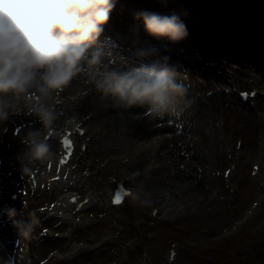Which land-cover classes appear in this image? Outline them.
I'll return each instance as SVG.
<instances>
[{
	"label": "rangeland",
	"instance_id": "374dc122",
	"mask_svg": "<svg viewBox=\"0 0 264 264\" xmlns=\"http://www.w3.org/2000/svg\"><path fill=\"white\" fill-rule=\"evenodd\" d=\"M150 2L152 8L158 4L157 0ZM170 3L167 2L168 5ZM127 7L145 10L143 5L133 1L128 2ZM238 8L236 4L230 11L213 7L210 14L222 22H229L223 26L224 29H233L242 38L245 47L252 48L253 51H248V55L255 57L259 63H252L250 57L225 51L211 45V42L203 43V38L193 37L192 32H188L191 36L179 42V47L185 48L186 56L196 60L198 54L203 60L217 65L197 61L206 75L195 69L183 68L190 70L186 73L188 77L185 83L194 103L179 119L166 117L167 122L158 119L161 120L160 124L169 127L164 133L166 136H173L178 126L181 127L188 148L187 152L180 150L181 153L175 154L174 159H182L178 170L183 174L189 171L190 166L196 169L197 193L206 197V201L192 205L185 204L184 199L174 204L172 200L163 199L157 187L152 185L143 189V192L146 198L151 195L148 199L159 196L157 204L150 199V205L144 206L133 198L121 211L106 209L107 197L111 192L109 177L114 173L121 177L131 176V165L140 162L136 150L144 148L149 152L148 155L151 154L153 142H159L160 136L150 135L145 129L126 135L122 124L115 120L123 115L112 104L107 106V97L96 90L92 97L78 100L82 101L81 111L62 105L56 122L61 117L69 122L76 115L94 133L98 125L104 128L102 132L96 133L88 156L78 162L82 170L92 166L97 172V177L81 183L80 187L86 191L94 190L102 202L64 226H60L56 220L48 223L43 221L61 194L58 185L53 188L55 193L58 192L56 194L51 193V187L29 197L21 193L23 188L28 187L26 181L29 173L24 174L22 171L26 163L23 159L26 145L22 140L26 133H19L17 128L24 123L34 125V129L39 128L34 118L24 114L13 115L0 124V158L4 159V163H0V179H3L0 184V257H5L8 264H139L141 255L147 253L151 264H159L171 243L178 241L185 244L186 241H192L198 248L190 251L186 247L178 264H231L237 260L236 255L241 256L237 252L251 260L250 264H256L258 255L264 250V99L258 101L257 110H251L241 106L236 96H226L220 91V87L228 81L237 82L243 90L251 87L264 90V50L260 52L254 42H248L245 35L247 24L244 21L241 24L244 34H239L236 23L241 14ZM118 12L121 17L124 16L122 11ZM253 21V29L259 30V35L264 36V20L257 24L260 18L254 16ZM85 78L89 80L86 75L80 76L81 83ZM204 79L208 82H202ZM85 83L83 85H87ZM83 85H74L73 81L64 91L65 99H75L82 92L93 88ZM173 146L176 144L162 147V151H169ZM148 159V165L164 163L159 157ZM38 163L30 165L31 171L41 170L39 168L42 166ZM255 165L260 168L258 175L252 174ZM161 175L169 182L175 179L168 173ZM163 200L166 203H161ZM24 201H28L29 211L24 210ZM254 202H260L258 211L253 208ZM152 207H159L160 214L163 212L161 209L168 207L171 220L163 221L160 215L152 219ZM10 208L17 210V219L26 220L30 212L40 217L41 224L31 238L19 237L5 214ZM249 212H254V218L245 223L243 218ZM114 215L118 218L114 219ZM42 229H49L51 235L45 238ZM57 233H69V237L57 238ZM96 240L102 243L107 240L108 244L104 246L103 243L100 250L87 246L80 248L78 245L92 244ZM74 246H77V251ZM69 252L72 258L64 259L63 255L65 257Z\"/></svg>",
	"mask_w": 264,
	"mask_h": 264
},
{
	"label": "clouds",
	"instance_id": "9594fccd",
	"mask_svg": "<svg viewBox=\"0 0 264 264\" xmlns=\"http://www.w3.org/2000/svg\"><path fill=\"white\" fill-rule=\"evenodd\" d=\"M118 0H0V124L13 115L34 118L39 128L27 131L22 143L24 174L30 165L55 156L48 136L56 131L61 94L81 75L111 100L116 109H144L153 118H181L194 103L185 80L187 74L168 63V58L144 62L150 54L141 50L138 65H129L113 54L104 37ZM134 22L156 39L170 43L189 33L179 15L138 11ZM103 37V38H102ZM75 124L74 120L69 121ZM132 196L144 206L151 200L142 189ZM19 237L31 238L41 224L30 212L17 219V210L5 213ZM0 264H8L0 257Z\"/></svg>",
	"mask_w": 264,
	"mask_h": 264
},
{
	"label": "bare ground",
	"instance_id": "6f19581e",
	"mask_svg": "<svg viewBox=\"0 0 264 264\" xmlns=\"http://www.w3.org/2000/svg\"><path fill=\"white\" fill-rule=\"evenodd\" d=\"M143 38H147L146 37V33H143ZM142 37L139 38V40L134 37V36H129L127 42L130 43L129 45L132 47L131 42H133L134 44H136L137 46H139L140 44H142ZM152 42V44L156 43L154 41H158L161 42L162 40H156V39H146V42ZM144 44V43H143ZM173 43L170 42H166L165 46H170L172 47ZM239 46V45H238ZM152 47V45H151ZM155 47V46H154ZM156 48V47H155ZM162 46H157V52L159 53H154L155 51H151V55L149 54L148 56L151 57V59L154 60H161V55H165V57H169L170 58H175V54L173 52L170 53L167 50H170L171 48L165 47V49H162ZM141 50H145L147 51V48L144 46H140L137 48V53H139ZM154 53V54H153ZM147 56V57H148ZM144 59V62H147L148 59ZM135 62L137 64H130L132 66L138 65L141 62V58L137 55H135ZM173 60V59H172ZM81 79L80 77L77 80H74V85H80L82 86L86 81L85 84L87 85H83V87H87L89 85V80L85 78V81L83 83H81ZM92 85V84H91ZM86 97H90L89 94H86ZM106 105L108 106L111 103V100L109 98H106ZM104 100V103H105ZM69 102V101H68ZM63 103V102H62ZM61 104V103H60ZM73 108L76 109V111H81V107H82V101L76 104H72ZM110 107V106H109ZM117 111L119 113H121L123 116L122 117H118V119H115L116 121L120 122V124H122L124 130L126 131L125 134L126 135H133L134 132L139 131L141 129H145L147 131L148 134L152 135H159L160 139L159 142L155 143L153 142L152 145V153L148 155L149 152H147L146 149H137L136 153L138 152L140 155V158L137 159L140 162H136L134 164L131 165V169L130 171L132 172V177H133V181L135 183H138V186L140 188L146 189L150 186H156L159 195H162V197H164L163 199H165L166 201H170L172 200V203L176 204L177 201H182V200H186L189 198L188 202L184 200L185 204L191 203L192 205H197L199 203H203L204 201H206V197H202L201 194L197 193L198 188L195 186L197 183V174L198 172L196 171V169L192 166H190L189 171H185V173H181L180 164H182V159L181 158H177L174 159L175 154L177 153H181V151H186L187 152V142L183 139V137H180L178 135H173V136H166L164 133L167 132L169 130V127L165 126L164 124H160L161 120H158L156 118H153L150 114L147 113L146 110L144 109H130V110H121V109H117ZM112 112V111H111ZM162 144V147H166V146H171L173 143L176 144V146L171 147V150L169 151H165L163 152L162 150L158 151V153L155 151L158 147L159 144ZM52 150L56 149V143L52 142ZM181 150V151H180ZM164 153V154H162ZM152 155V156H150ZM159 157L160 160H162L164 163L163 165L161 164V168H160V173L156 172L155 170H151L150 168L147 169L148 164L147 161H149L148 158H157ZM167 160V161H166ZM51 171L50 168H48L46 171H44V176L48 175V172ZM188 172H191V174H188ZM161 173H168L170 175V177L173 176V178L170 182L168 179H165ZM49 176V175H48ZM174 183V184H173ZM64 186V184H63ZM159 196L156 197V199H158ZM165 200H163L161 203H166ZM172 204V205H174ZM167 206V205H166ZM56 208V205L54 206ZM54 208L53 211H56V209Z\"/></svg>",
	"mask_w": 264,
	"mask_h": 264
},
{
	"label": "trees",
	"instance_id": "16d2710c",
	"mask_svg": "<svg viewBox=\"0 0 264 264\" xmlns=\"http://www.w3.org/2000/svg\"><path fill=\"white\" fill-rule=\"evenodd\" d=\"M237 1H240V0H237ZM243 1L246 4L244 11H245L247 18L251 19V17L254 16L253 9L254 8L256 9L257 6L259 7L258 9L264 13V0H243Z\"/></svg>",
	"mask_w": 264,
	"mask_h": 264
},
{
	"label": "snow or ice",
	"instance_id": "6c2138e0",
	"mask_svg": "<svg viewBox=\"0 0 264 264\" xmlns=\"http://www.w3.org/2000/svg\"><path fill=\"white\" fill-rule=\"evenodd\" d=\"M63 146H64L65 149H68V148L70 147V142H69L68 139H64V140H63ZM127 195H131V194H130V193H127ZM115 202H116L117 204H119V203L121 202L120 197H117Z\"/></svg>",
	"mask_w": 264,
	"mask_h": 264
}]
</instances>
